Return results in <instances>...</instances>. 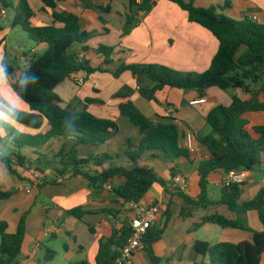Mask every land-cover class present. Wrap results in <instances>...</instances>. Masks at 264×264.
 <instances>
[{
	"label": "crops",
	"instance_id": "crops-1",
	"mask_svg": "<svg viewBox=\"0 0 264 264\" xmlns=\"http://www.w3.org/2000/svg\"><path fill=\"white\" fill-rule=\"evenodd\" d=\"M140 1L137 0L138 3ZM29 2L35 13L34 24L54 23L52 10L45 8L41 0ZM226 2H229V6H225L220 12L227 16L235 19L256 17L258 22L264 23V0H196L195 3L199 7L208 8L212 5L224 6ZM56 11L76 14L82 29L95 33L87 43L89 52L83 53L94 67L101 66L104 62V58L96 53L100 44L115 47L114 63L107 66L110 71L116 70L125 62L157 63L183 72L201 73L209 69L219 49L218 39L209 30L192 22L187 11L169 0H157L155 7L146 14L131 12L130 0H57ZM128 16L135 18L134 23L128 24ZM46 48L47 45L41 44L30 52L23 51L20 55L23 66L19 67L15 76L21 75L29 65L31 53L41 54L40 51ZM76 49L81 50V46ZM27 54L29 56H26ZM74 76H82L84 85L76 86ZM254 90L257 91L258 87H254ZM120 91L125 93L126 100H131L147 117L155 121H174L183 134L184 146H187L188 135H192L194 139L191 159L182 157L175 162H165L160 152L150 151L145 153L142 160V165L154 169L167 183L165 187L154 183L139 202L160 206V213L152 225L153 228H163L167 214L171 212L170 221L162 237L152 245L154 255L160 259L157 264H198L202 260L209 262L208 255L204 257L197 252V241L210 244L252 241L253 235L249 231L223 228L211 223L198 227L203 216L210 213L218 212L231 219H236L237 215L226 205L214 204L208 209L196 205L188 206L187 212L190 215L183 217L185 203L178 194L182 192L197 200L201 193L197 164L209 159L210 152L201 144L200 139L213 133L212 127L206 121L207 114L220 104L229 105L233 96L247 100L251 95L242 89L222 90L213 87L207 89L203 95L207 98L205 104L192 106L190 102L202 96L197 90L166 87L157 92V100L150 101L142 96L140 84L130 71H125L119 77H114L109 72L74 73L56 88L62 99V106L72 112L88 111L99 118L113 119L119 125L117 135L102 145H77L81 157L102 153L122 154L128 148L130 140L134 148L139 145L142 138L139 129L127 117L120 115L119 104L123 100L115 97ZM87 98L101 100L103 103L88 104ZM244 116L250 127L264 125L263 111L249 112ZM10 122L15 123L12 119ZM17 127L33 134L38 132L19 125ZM47 130L45 126L43 132ZM76 144L74 137L53 138L42 148H23L21 152L33 161L39 157L35 154L36 151L46 154L41 163L33 164V168L40 167L45 171L44 175L54 177L59 159L53 155L61 150L67 153ZM3 146L8 154L18 150L10 141H6ZM112 163L133 164L125 155L107 162L104 166L107 168ZM172 169L176 170L175 176L180 175L188 181L185 189L174 182ZM32 171L18 167L20 178L0 162V190L12 191L10 198L0 201V221L8 223L10 233L17 230L22 218L26 225L25 239L16 264H68L80 260H89L96 264L100 239L110 238L115 230L120 231L129 226L135 217L133 204L124 202L114 191V188L125 183L126 179L116 177L110 183L111 188L104 185L102 189L91 188L82 176L41 185L44 175L38 173L39 179L35 180ZM244 171L246 177L242 182L239 202L254 198L260 189L264 188V154L259 165ZM225 174V171L219 170L209 176L207 192L209 198L214 201L221 199ZM218 189L220 195L216 194ZM74 208L82 209L81 219L68 213ZM247 219L251 228L264 230L257 212H248ZM59 241L63 243V248L54 250V244ZM50 250L55 252L54 258L50 257ZM134 260L136 264H152L145 248L134 254ZM260 264H264V255Z\"/></svg>",
	"mask_w": 264,
	"mask_h": 264
},
{
	"label": "trees",
	"instance_id": "trees-1",
	"mask_svg": "<svg viewBox=\"0 0 264 264\" xmlns=\"http://www.w3.org/2000/svg\"><path fill=\"white\" fill-rule=\"evenodd\" d=\"M45 8L52 10L54 23L50 25H36L33 23L34 10L29 0H0V11L11 9L14 11L13 26H20L26 31L37 45H47L43 54L31 53L29 65L21 75H14V68L6 65L8 80L14 92L30 108L26 113H11V119L24 129L38 131L33 134L22 131L15 123L0 119V124L6 131V141H10L18 150L8 154L0 150V162L14 175L18 174V167L45 174L40 167L33 168L34 163H41L47 156L35 152L39 157L29 159L21 152L23 148H39L46 145L53 138L74 137L77 144L67 153L63 150L53 155L59 159L55 168V176H43L41 185L55 184L63 181L66 175L70 177L82 176L89 186L102 189L116 177H124L125 183L114 188L116 194L126 203L140 202L154 183L166 186V181L154 169L142 165L145 153L158 151L165 162L184 157L191 159V150L182 144L183 134L179 126L172 120L155 121L147 117L131 100H126L125 93L120 91L115 97L122 99L119 104L120 115L127 117L139 129L142 138L137 148L130 140L128 148L122 154L111 155L102 153L81 157L77 145H102L113 139L119 132V125L113 119L99 118L88 111L72 112L62 106V99L56 88L72 74L85 72H109L119 77L125 71H130L140 84V93L148 100H157L158 91L170 87L183 90H197L204 95L209 88L217 87L222 90L230 88L242 89L251 97L242 100L233 96L229 105L220 104L206 116V121L212 127L213 133L200 139L202 145L210 152V158L198 162L201 193L197 200L179 192L184 199L182 216L188 214L191 205L208 209L214 204L228 206L236 213V219H231L218 212L210 213L201 219L198 227L211 223L223 228H235L249 231L253 235L252 241L240 243L217 242L210 244L197 241L196 250L199 254L209 256V262L202 260L198 264H260L264 255V230H255L248 224L247 214L250 211L258 213L264 227V188L247 201L239 202L243 183H233L223 187L219 201L208 196L207 187L209 176L215 171L252 170L259 165L264 154V125L250 127L245 114L249 112H264V23L251 18L235 19L220 10L229 6L212 5L199 7L196 0H169L187 11L189 19L209 30L219 41V49L214 56L209 69L201 73L183 72L169 66L157 63H121L119 67L110 71L107 66L114 63L115 47L100 44L96 53L104 58L101 66L94 67L90 59L83 56L90 47L88 41L95 33L82 29L80 19L76 14L58 12L57 0H41ZM157 0H130V11L135 14L148 13L156 5ZM44 8V9H45ZM135 21L128 16V24ZM56 23H60L57 26ZM81 46V50L76 49ZM242 49L244 51L242 52ZM26 56H29L27 54ZM35 76L34 82L23 83L24 76ZM144 82H146L144 84ZM258 87L255 91L254 87ZM263 96V97H262ZM103 103L101 100L86 99V103ZM3 108L2 106H0ZM48 130L43 132V128ZM127 156L132 165L110 164L104 165L121 156ZM154 157V155H152ZM172 176L176 170H171ZM180 191V190H179ZM12 196V191L0 190V201ZM69 214L81 219L83 211L74 208ZM171 212H168L163 228H149L143 237L144 248L148 251L152 264L160 259L152 250L154 242L158 241L168 225ZM8 223L0 221V264H16L21 254L26 235L24 218L21 219L14 233L8 231ZM93 232L94 230L90 228ZM131 236V227L125 226L120 231H114L110 238H102L96 264H118L117 258L121 249L127 244ZM50 257L55 252L50 250ZM68 264H92L89 260H80Z\"/></svg>",
	"mask_w": 264,
	"mask_h": 264
},
{
	"label": "rangeland",
	"instance_id": "rangeland-1",
	"mask_svg": "<svg viewBox=\"0 0 264 264\" xmlns=\"http://www.w3.org/2000/svg\"><path fill=\"white\" fill-rule=\"evenodd\" d=\"M8 15L0 18V61L5 65H10L14 68L15 72L19 67L23 66V59H20V55L23 51L30 52L37 45L30 39L28 33L22 29L20 26L13 28L14 11L11 9L7 10ZM45 50L40 51L43 54ZM14 103L17 106V113L28 112L29 106L24 102L18 95L14 92L11 84L8 80V76L3 83L0 85V116L2 120L11 121V113L8 105ZM11 123V122H10ZM13 123V122H12ZM0 147L2 152L7 153L6 148L3 146L6 142V131L0 124ZM220 189L216 190V194L220 195ZM218 228V227H216ZM216 241V240H214ZM53 249L61 250L63 248V243L59 241L54 244Z\"/></svg>",
	"mask_w": 264,
	"mask_h": 264
},
{
	"label": "built area",
	"instance_id": "built-area-1",
	"mask_svg": "<svg viewBox=\"0 0 264 264\" xmlns=\"http://www.w3.org/2000/svg\"><path fill=\"white\" fill-rule=\"evenodd\" d=\"M7 15L6 10L0 11V18L5 17ZM256 20V17L252 18ZM74 83L76 86L81 87L84 85V78L82 76H74ZM207 102V98L205 96H200L197 99H194L190 102L192 106H198L205 104ZM187 146L192 151L194 150L193 145V136L188 135L187 138ZM70 175H66L63 180L67 179ZM246 177V173L244 169L240 170H230L226 172L223 186H230L233 183H242ZM33 179H39L38 173L33 175ZM174 182L178 183L182 189H185L188 186V181L180 176L177 175L173 178ZM105 187L111 188V184H105ZM133 208L135 210V217L132 218L130 222L131 227V236L127 242V244L121 249L120 255L117 258L118 264H136L134 260V254L144 249V242L143 237L147 233L148 229L152 227L154 221L158 217L160 213V206L158 204H150L145 205L137 202H133Z\"/></svg>",
	"mask_w": 264,
	"mask_h": 264
},
{
	"label": "clouds",
	"instance_id": "clouds-1",
	"mask_svg": "<svg viewBox=\"0 0 264 264\" xmlns=\"http://www.w3.org/2000/svg\"><path fill=\"white\" fill-rule=\"evenodd\" d=\"M6 78H7V70H6V67H5V65L3 64V62L0 61V85H3V83H4L5 80H6ZM35 79H36L35 76L29 77V76L25 75V76H24V81H23V83H28L29 81L34 82ZM0 106H2V105H0ZM8 107H9L10 112H12L13 114L18 110V109H17V106H16L14 103H10V104L8 105ZM2 118H3V117L0 116V119H2Z\"/></svg>",
	"mask_w": 264,
	"mask_h": 264
}]
</instances>
